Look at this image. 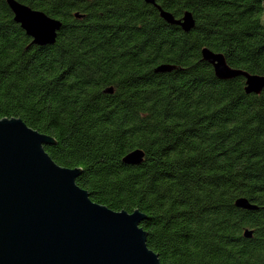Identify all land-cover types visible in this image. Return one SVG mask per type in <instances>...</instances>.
Masks as SVG:
<instances>
[{"label": "trees", "instance_id": "obj_1", "mask_svg": "<svg viewBox=\"0 0 264 264\" xmlns=\"http://www.w3.org/2000/svg\"><path fill=\"white\" fill-rule=\"evenodd\" d=\"M15 1L62 26L32 45L0 0V120L51 138L92 202L142 214L160 264H264V88L216 78L201 55L264 77V0H156L191 14L188 33L143 0Z\"/></svg>", "mask_w": 264, "mask_h": 264}, {"label": "water", "instance_id": "obj_2", "mask_svg": "<svg viewBox=\"0 0 264 264\" xmlns=\"http://www.w3.org/2000/svg\"><path fill=\"white\" fill-rule=\"evenodd\" d=\"M159 11L169 25L185 33L195 25L190 13L179 20L164 12L156 0H143ZM13 21L32 40L43 47L55 43L62 23L6 0ZM76 18H79L76 15ZM202 59L212 66L216 78L245 79V92L259 94L264 77L231 69L221 54L208 49ZM160 66L155 72H171ZM54 141L29 128L20 119L0 120V264H160L146 245L139 212H113L90 200L76 185L80 170L62 168L44 151ZM143 153L132 152L123 159L139 165ZM236 206L254 207L245 200ZM244 236L249 238L250 232Z\"/></svg>", "mask_w": 264, "mask_h": 264}, {"label": "rangeland", "instance_id": "obj_3", "mask_svg": "<svg viewBox=\"0 0 264 264\" xmlns=\"http://www.w3.org/2000/svg\"><path fill=\"white\" fill-rule=\"evenodd\" d=\"M263 24H264V22H263Z\"/></svg>", "mask_w": 264, "mask_h": 264}]
</instances>
